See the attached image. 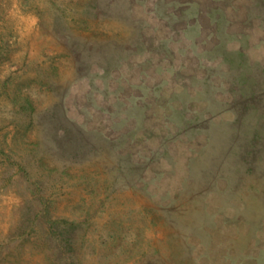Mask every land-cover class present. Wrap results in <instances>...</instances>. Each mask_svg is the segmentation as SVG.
<instances>
[{
	"label": "rangeland",
	"instance_id": "rangeland-1",
	"mask_svg": "<svg viewBox=\"0 0 264 264\" xmlns=\"http://www.w3.org/2000/svg\"><path fill=\"white\" fill-rule=\"evenodd\" d=\"M0 264H264V0H0Z\"/></svg>",
	"mask_w": 264,
	"mask_h": 264
}]
</instances>
